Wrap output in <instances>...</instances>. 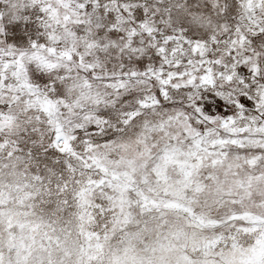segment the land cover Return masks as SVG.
I'll return each instance as SVG.
<instances>
[{
	"label": "snow or ice",
	"instance_id": "1",
	"mask_svg": "<svg viewBox=\"0 0 264 264\" xmlns=\"http://www.w3.org/2000/svg\"><path fill=\"white\" fill-rule=\"evenodd\" d=\"M0 264H264V0H0Z\"/></svg>",
	"mask_w": 264,
	"mask_h": 264
}]
</instances>
